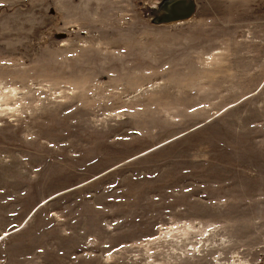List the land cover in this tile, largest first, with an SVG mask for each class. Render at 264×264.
Segmentation results:
<instances>
[{
  "label": "rangeland",
  "instance_id": "374dc122",
  "mask_svg": "<svg viewBox=\"0 0 264 264\" xmlns=\"http://www.w3.org/2000/svg\"><path fill=\"white\" fill-rule=\"evenodd\" d=\"M153 1L0 0V264H264V0Z\"/></svg>",
  "mask_w": 264,
  "mask_h": 264
},
{
  "label": "water",
  "instance_id": "95a60500",
  "mask_svg": "<svg viewBox=\"0 0 264 264\" xmlns=\"http://www.w3.org/2000/svg\"><path fill=\"white\" fill-rule=\"evenodd\" d=\"M197 8V0H154L141 3L140 12L153 25H170L191 19Z\"/></svg>",
  "mask_w": 264,
  "mask_h": 264
},
{
  "label": "bare ground",
  "instance_id": "6f19581e",
  "mask_svg": "<svg viewBox=\"0 0 264 264\" xmlns=\"http://www.w3.org/2000/svg\"><path fill=\"white\" fill-rule=\"evenodd\" d=\"M149 149H151V148H149ZM43 202H44V201H43ZM43 202H40L39 204H42ZM39 204H38V205H39ZM38 205H37V206H38ZM37 206H36V207H37ZM36 207H35V208H36ZM34 210H35V209H34ZM30 213H31V212H30ZM5 234H7V232H4V235H5ZM199 234H200V238H202V235H203V234H202L201 232H200ZM233 261H234V260H233ZM238 264H241V263H238Z\"/></svg>",
  "mask_w": 264,
  "mask_h": 264
}]
</instances>
